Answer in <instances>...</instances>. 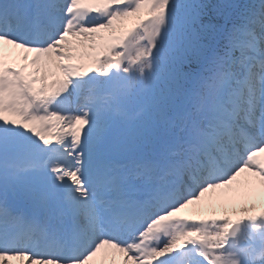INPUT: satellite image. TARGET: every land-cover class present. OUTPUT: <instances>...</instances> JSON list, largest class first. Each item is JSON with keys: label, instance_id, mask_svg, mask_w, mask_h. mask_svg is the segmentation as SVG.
<instances>
[{"label": "snow or ice", "instance_id": "obj_1", "mask_svg": "<svg viewBox=\"0 0 264 264\" xmlns=\"http://www.w3.org/2000/svg\"><path fill=\"white\" fill-rule=\"evenodd\" d=\"M0 264H264V0H0Z\"/></svg>", "mask_w": 264, "mask_h": 264}]
</instances>
